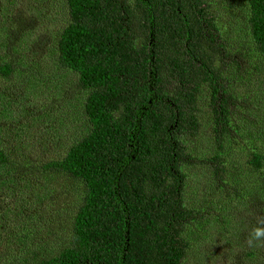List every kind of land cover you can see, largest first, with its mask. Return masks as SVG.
I'll list each match as a JSON object with an SVG mask.
<instances>
[{"label": "trees", "instance_id": "trees-1", "mask_svg": "<svg viewBox=\"0 0 264 264\" xmlns=\"http://www.w3.org/2000/svg\"><path fill=\"white\" fill-rule=\"evenodd\" d=\"M244 2L250 38L240 49L254 52L246 59L226 43L208 0H64L55 62L76 75L86 125L62 154L24 170L0 147L2 173L13 166L59 196L45 226L28 216L25 264H189L211 250L208 238L195 241V227L208 218L233 222L238 210L211 204L212 192L195 205L188 169H208L222 198L246 197L222 157L243 101L230 90L229 69L264 73V0ZM14 69L0 63L2 77ZM202 83L216 149L205 158L191 152ZM247 162L258 169L260 155Z\"/></svg>", "mask_w": 264, "mask_h": 264}, {"label": "rangeland", "instance_id": "rangeland-1", "mask_svg": "<svg viewBox=\"0 0 264 264\" xmlns=\"http://www.w3.org/2000/svg\"><path fill=\"white\" fill-rule=\"evenodd\" d=\"M208 3L230 49L239 50L243 59L253 58L251 47L240 49L250 38L244 0ZM65 19L64 0H0V63L11 62L15 68L9 77L0 75V147L11 152L22 169L62 154L86 125L81 108L85 94L77 92L76 75L55 62L56 37ZM229 73L230 90L243 101L236 107L222 157L228 181L240 185L246 197L232 200L231 192L222 198L223 194L213 190L208 169L200 164L189 167L188 190L195 205L207 204L212 192L211 204L228 213L231 206L238 210L233 222L208 218L195 227V241L208 238L213 247L198 250L187 260L189 264H264V242L247 244L250 232L264 227V73L248 68L237 72L233 67ZM196 111L200 128L191 152L205 158L216 152L211 138L210 86L206 83L198 89ZM254 153L260 155L258 169L247 162ZM24 174L13 166L3 173L0 169V264H25L26 248L20 240L28 216L45 226L51 218L48 210L59 201L57 192L52 195L53 186L39 189L32 185L34 180L23 178Z\"/></svg>", "mask_w": 264, "mask_h": 264}, {"label": "clouds", "instance_id": "clouds-1", "mask_svg": "<svg viewBox=\"0 0 264 264\" xmlns=\"http://www.w3.org/2000/svg\"><path fill=\"white\" fill-rule=\"evenodd\" d=\"M261 242H264V227H256L250 232L247 244L253 246L254 243L258 244Z\"/></svg>", "mask_w": 264, "mask_h": 264}]
</instances>
